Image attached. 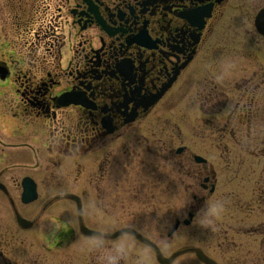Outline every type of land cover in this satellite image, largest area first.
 <instances>
[{
    "label": "flooded vegetation",
    "instance_id": "flooded-vegetation-1",
    "mask_svg": "<svg viewBox=\"0 0 264 264\" xmlns=\"http://www.w3.org/2000/svg\"><path fill=\"white\" fill-rule=\"evenodd\" d=\"M260 6L0 0V264H123L119 212L149 211L180 250L264 264Z\"/></svg>",
    "mask_w": 264,
    "mask_h": 264
},
{
    "label": "rangeland",
    "instance_id": "rangeland-1",
    "mask_svg": "<svg viewBox=\"0 0 264 264\" xmlns=\"http://www.w3.org/2000/svg\"><path fill=\"white\" fill-rule=\"evenodd\" d=\"M190 135L191 133L189 131L184 130L183 135H182L183 140L185 142H188L189 141L188 138ZM180 139H181V136H180ZM198 148L202 150V146L200 144L198 145ZM233 152H237V150L236 151L234 150ZM214 155H218V153H214ZM240 186H241L240 183L234 181L231 185L229 186L225 185L224 187H240ZM170 198L171 197H169V199ZM148 213H150L152 216L151 217L152 225H146V221L150 217L147 214H141L143 215L144 218H140L139 220L137 219L135 221L134 218H129L127 216V213L119 212V216L121 219L119 227H122L123 225H128V224L130 225V223H132L131 225H133L138 230H143L144 234L148 238H151L152 240L157 242L161 250L166 255H170L171 253L175 252L178 249V244H179L178 241H179V236L181 234L175 233L173 237L169 238L168 233L170 232L171 228L175 224L174 223L175 217L172 215L176 214V212L175 211L173 212L149 211ZM166 225L167 227H164ZM128 238L117 240L115 242L117 243L119 247V257H120V260L123 261V264H158L156 261L155 254L152 250L144 247L141 244H138L135 241H134L135 244L132 243L133 241L127 242L126 239ZM173 264H181V260L177 259Z\"/></svg>",
    "mask_w": 264,
    "mask_h": 264
},
{
    "label": "water",
    "instance_id": "water-1",
    "mask_svg": "<svg viewBox=\"0 0 264 264\" xmlns=\"http://www.w3.org/2000/svg\"><path fill=\"white\" fill-rule=\"evenodd\" d=\"M262 26H263V25H262ZM261 29H262L263 32H264V27H261ZM30 196H31V193H29L28 197L30 198ZM174 230H175V229H174ZM151 245H152V247L155 249V251L157 252L159 260H160L162 263H164V264H169V263H171V262L174 260V258L177 256V254H175L173 257H171V258H169V259H166V258H164V257L161 255V253H160L158 247H157L155 244L151 243ZM203 260H205V261H209V260H208L207 258H205V257H203Z\"/></svg>",
    "mask_w": 264,
    "mask_h": 264
}]
</instances>
